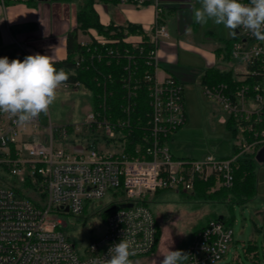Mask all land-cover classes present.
I'll list each match as a JSON object with an SVG mask.
<instances>
[{
  "label": "built area",
  "instance_id": "2783aa9c",
  "mask_svg": "<svg viewBox=\"0 0 264 264\" xmlns=\"http://www.w3.org/2000/svg\"><path fill=\"white\" fill-rule=\"evenodd\" d=\"M7 1L0 3L5 7ZM106 1L155 7L153 26L142 27L141 32L126 31L122 38L92 32V40L100 46L126 45L123 50H106L110 61L124 62L121 65L127 74L120 114L108 100L112 91H105L83 125L73 129L89 138L87 148L71 150L66 146L71 143L67 126L50 124L46 135L40 130V117L19 127L14 118L0 113V264H92L107 258L109 248L122 238L133 243L136 254L130 259L148 255L157 239V220L146 204L150 195L161 190L194 193L198 181L211 180L215 189H230L238 159L257 155L264 148V42L243 29L236 30L230 52L235 62L230 70L233 82L202 85L203 94L227 114L223 124L238 140L234 155H209L203 161L176 159L167 141L187 123V115L183 85L173 76L162 80L157 76L159 45L170 36L162 22L165 8L161 0ZM95 56L98 60L104 57L101 53ZM140 56L153 71L146 70L137 79ZM79 87L81 83L67 82L61 88ZM139 90L147 95L150 114L147 126L137 130L133 114ZM4 173L35 191L39 199L9 185ZM116 189H122L124 196L106 219L107 231L82 258L62 232L65 222L61 217L80 215L85 201L102 199ZM233 241L232 228L223 219L212 220L192 235L187 264H221Z\"/></svg>",
  "mask_w": 264,
  "mask_h": 264
},
{
  "label": "rangeland",
  "instance_id": "374dc122",
  "mask_svg": "<svg viewBox=\"0 0 264 264\" xmlns=\"http://www.w3.org/2000/svg\"><path fill=\"white\" fill-rule=\"evenodd\" d=\"M196 1L199 0H194ZM37 3L48 5L55 12L57 3L69 6L68 10L61 9L58 13L70 19L68 32L73 30L72 25L79 9L78 2L38 0ZM172 28H175L174 25H170L169 32ZM81 35L84 37V43L92 41V32ZM233 35L229 29L209 21L207 24H200V31L196 36L190 32L183 41L212 54H215L216 49H223L224 53L222 58L220 57L218 66L223 70H231L235 62L225 59V55L226 46L232 41ZM184 58L187 59L186 56ZM189 60L197 69H204V63L196 53H190ZM184 92L188 122L167 141L171 153L176 158L197 161H203L209 155L216 158L232 157L238 140L223 124V120L228 117L222 107L203 94L200 78L196 83L185 86ZM92 110V94L88 89L85 87L59 88L56 99L47 112L39 115L40 130L47 135L46 129L50 127V124L53 127L67 126L71 141L66 145L67 148L85 149L89 138L84 134L75 133L73 129L75 126L81 127ZM45 137L47 136L42 135L43 139ZM102 144L103 141L100 139V146H103ZM179 152L183 155H179ZM256 173L257 193L245 204H231L229 199L227 201L206 200L194 193L176 190H161L150 195L147 207L160 226L161 238L155 251L131 259L133 264H155V261L159 264L163 258L160 253L167 247L173 251H183L194 232L210 221L218 220L223 216L227 220L232 218L230 227L233 230L234 241L228 249L226 259L221 264H264V163H256ZM3 177L9 185L28 190L9 173H4ZM215 187L217 188L214 185L209 193L219 190ZM212 189L215 191L212 192ZM28 191L31 198L39 199L35 191ZM123 196L122 189L111 190L102 199L85 201L84 211L80 215L67 214L61 217L65 222L61 226L62 232L82 258L88 255L91 243L104 236L107 231V218L104 217V211L118 203ZM250 243L257 247V255L246 252L245 246Z\"/></svg>",
  "mask_w": 264,
  "mask_h": 264
},
{
  "label": "crops",
  "instance_id": "0c3cea01",
  "mask_svg": "<svg viewBox=\"0 0 264 264\" xmlns=\"http://www.w3.org/2000/svg\"><path fill=\"white\" fill-rule=\"evenodd\" d=\"M37 1L32 0L29 3H22L9 0L5 7L0 3L2 45L16 46L27 55L36 53L48 55L51 56L52 61L65 60L67 58L66 37L69 33L70 19L59 15L58 11L61 9L68 10L69 6L57 3V11L55 12L48 5L38 4ZM95 2V10L104 26L111 23L118 26L129 22L148 29L155 22V7L152 4L136 7L106 0H95ZM193 2L192 0H161L165 8L162 22L168 26L169 30L170 25H174L175 28H172L173 30L171 29L169 32V38L164 39L159 45L157 76L160 80L173 76L184 88L196 83L207 69L217 68L223 70L218 66L222 54L219 56L216 51L215 54H212L183 41L188 33L193 32L196 36L200 31V24L194 22L192 11L193 6L199 7V1ZM76 26L77 20L75 17L74 25H72L73 29ZM81 34L80 32L79 41L84 43V37ZM190 53L199 55L204 63L203 70L197 69L193 62H190ZM178 154L183 155L182 152Z\"/></svg>",
  "mask_w": 264,
  "mask_h": 264
},
{
  "label": "trees",
  "instance_id": "16d2710c",
  "mask_svg": "<svg viewBox=\"0 0 264 264\" xmlns=\"http://www.w3.org/2000/svg\"><path fill=\"white\" fill-rule=\"evenodd\" d=\"M9 1V0H8ZM7 1V3H8ZM32 1V0H31ZM64 2L76 1L79 4V9L76 15L77 26L67 34V58L61 61H53L57 69L63 68L69 75L68 83L75 84L81 83L83 87L88 89L92 94V105H97L100 97L104 92L112 91V97L108 100L116 114H120V106L123 103L125 91L123 89V82L127 74L122 69L124 62L119 63L116 60L110 61L109 57H106V50L109 48L123 50L126 47L125 44L119 43L115 45L100 46L96 41L82 43L79 41L80 32L83 34H89V32H96L101 36L107 38H122L124 33H136L142 31V26L126 22L122 25H114L113 23L108 26H104L99 19V15L95 10V0H61ZM6 3V4H7ZM29 3V2H28ZM14 32V31H13ZM231 42L226 46L225 59H230ZM101 53L104 55L102 60L96 58V54ZM216 53L221 56L223 49H217ZM8 57L11 59L23 60L27 54L21 52L16 46H3L1 42L0 34V57ZM139 72L136 73V78L140 77L147 71L152 73V68L146 64V61L138 57ZM110 76V78H109ZM136 79L133 80V82ZM202 85H217L220 83H232L233 73L230 70H220L217 68L207 69L200 77ZM99 82L102 83L100 86ZM110 90V91H109ZM136 107L134 109L133 124L140 130L142 126H147L149 122L150 110L148 107V99L144 90H139L136 99ZM135 128V127H134ZM138 136V134H137ZM256 155H245L238 159L234 170V185L230 189L221 188L214 193H209V190L215 185V181L208 182L198 181L195 186L196 196L205 198L206 200L218 199L221 201L230 200L231 204H245L252 199L257 193V173H256ZM147 204V203H146ZM115 209V205L109 206L104 211V217ZM226 226L230 227L232 218L229 220L225 216L221 217ZM220 219V218H219ZM218 219V220H219ZM200 230V229H199ZM198 231V230H197ZM195 233V232H194ZM161 238L160 226L157 223V239L156 246L153 251L156 250ZM191 238L185 244L183 252L187 254V248L190 244ZM246 252L255 253L257 247L253 244L245 246ZM152 251V252H153ZM151 252V253H152ZM257 255V254H256ZM187 264V261L184 262Z\"/></svg>",
  "mask_w": 264,
  "mask_h": 264
},
{
  "label": "clouds",
  "instance_id": "9594fccd",
  "mask_svg": "<svg viewBox=\"0 0 264 264\" xmlns=\"http://www.w3.org/2000/svg\"><path fill=\"white\" fill-rule=\"evenodd\" d=\"M193 20L197 24L222 25L232 34L243 29L258 41L264 42V0H199L193 6ZM69 75L57 69L51 56L27 55L23 60L0 57V113L14 118L19 127L31 124L41 113H46L56 99L57 90L66 85ZM136 251L132 241L122 238L108 250V257L92 264H133L130 257ZM159 264H184L188 254L167 247L160 253ZM155 264L157 262L155 261Z\"/></svg>",
  "mask_w": 264,
  "mask_h": 264
},
{
  "label": "water",
  "instance_id": "95a60500",
  "mask_svg": "<svg viewBox=\"0 0 264 264\" xmlns=\"http://www.w3.org/2000/svg\"><path fill=\"white\" fill-rule=\"evenodd\" d=\"M55 1H58V0H55ZM256 160L260 163H264V148L256 155ZM121 207H131V205H121Z\"/></svg>",
  "mask_w": 264,
  "mask_h": 264
}]
</instances>
